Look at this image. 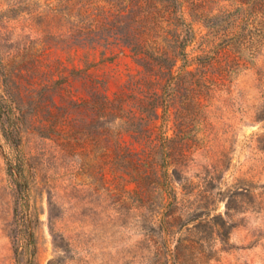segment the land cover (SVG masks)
Returning a JSON list of instances; mask_svg holds the SVG:
<instances>
[{
	"label": "rangeland",
	"instance_id": "374dc122",
	"mask_svg": "<svg viewBox=\"0 0 264 264\" xmlns=\"http://www.w3.org/2000/svg\"><path fill=\"white\" fill-rule=\"evenodd\" d=\"M81 20L65 0H0V264H133L131 252L140 254L141 231L99 196L95 116L70 106L94 90L123 93L141 68L108 33L83 40ZM194 27L206 32L200 20ZM199 36L187 48L190 59L205 43ZM242 56L189 110V174L198 199L207 197L211 215L221 214L230 231L225 241L210 237L212 264H264V42L254 57ZM172 112L157 122L169 137L179 129ZM11 128L16 146L2 132ZM121 141L141 148L127 135ZM106 173L110 179L113 170ZM126 178L121 187L132 190ZM103 208L121 218L106 236L96 225ZM199 251L189 253H206Z\"/></svg>",
	"mask_w": 264,
	"mask_h": 264
},
{
	"label": "trees",
	"instance_id": "16d2710c",
	"mask_svg": "<svg viewBox=\"0 0 264 264\" xmlns=\"http://www.w3.org/2000/svg\"><path fill=\"white\" fill-rule=\"evenodd\" d=\"M65 4L68 11L75 9L82 17L78 33L82 32L83 40L93 41L96 34L108 33L127 46L141 68V75L128 80L123 93L109 98L94 90L87 100L70 106L82 115L95 116L101 202L109 201L108 207L117 205L120 209H113L124 216V222L131 220L141 231L140 254L131 252V263H217L210 237L225 241L230 231L221 214L211 215L208 198L198 199L200 189L189 174V110L204 86L222 79L230 60L243 63L242 55L257 53L264 42V0H65ZM199 20L205 33L194 27ZM197 33L205 43L190 59L187 48ZM213 66L220 71L210 75ZM173 100H177L176 107L171 106ZM170 109L174 110V126L179 128L175 138L157 125ZM2 130L5 139L16 146L18 130ZM50 130L55 132V128ZM123 135L141 148L124 145ZM10 169L15 172L14 165ZM112 170L109 179L106 172ZM125 176L132 190L121 187ZM49 205L53 207L51 201ZM97 215V230L103 236L114 220L121 219L105 208ZM50 231L54 242L56 231ZM196 248L206 253L199 257L189 253Z\"/></svg>",
	"mask_w": 264,
	"mask_h": 264
}]
</instances>
